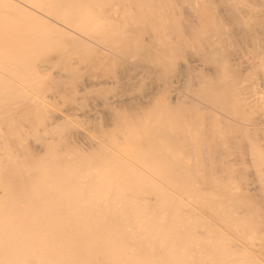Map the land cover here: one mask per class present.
Instances as JSON below:
<instances>
[{"label":"bare ground","instance_id":"obj_1","mask_svg":"<svg viewBox=\"0 0 264 264\" xmlns=\"http://www.w3.org/2000/svg\"><path fill=\"white\" fill-rule=\"evenodd\" d=\"M0 264H264V0H0Z\"/></svg>","mask_w":264,"mask_h":264},{"label":"rangeland","instance_id":"obj_2","mask_svg":"<svg viewBox=\"0 0 264 264\" xmlns=\"http://www.w3.org/2000/svg\"><path fill=\"white\" fill-rule=\"evenodd\" d=\"M122 74H124V73H122ZM126 75V74H125Z\"/></svg>","mask_w":264,"mask_h":264}]
</instances>
